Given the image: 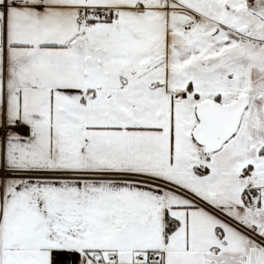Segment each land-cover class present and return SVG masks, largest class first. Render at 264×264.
<instances>
[{
    "label": "snow or ice",
    "instance_id": "snow-or-ice-1",
    "mask_svg": "<svg viewBox=\"0 0 264 264\" xmlns=\"http://www.w3.org/2000/svg\"><path fill=\"white\" fill-rule=\"evenodd\" d=\"M0 264H264V0H0Z\"/></svg>",
    "mask_w": 264,
    "mask_h": 264
}]
</instances>
